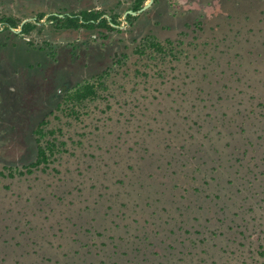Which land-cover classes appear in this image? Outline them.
Masks as SVG:
<instances>
[{"label":"rangeland","instance_id":"1","mask_svg":"<svg viewBox=\"0 0 264 264\" xmlns=\"http://www.w3.org/2000/svg\"><path fill=\"white\" fill-rule=\"evenodd\" d=\"M148 1L0 0V264H264V0Z\"/></svg>","mask_w":264,"mask_h":264},{"label":"trees","instance_id":"2","mask_svg":"<svg viewBox=\"0 0 264 264\" xmlns=\"http://www.w3.org/2000/svg\"><path fill=\"white\" fill-rule=\"evenodd\" d=\"M143 3H138L133 10H138ZM45 14H40L43 17ZM100 13L89 12L87 10H82L80 12H73V13H65L63 16L58 14H49L47 15L48 19H51L55 25L60 28L66 29H79L81 27L85 28H93L96 25L110 27V22H115V18L109 20L106 17L100 18ZM37 18V17H36ZM40 17H38L39 19ZM129 20L134 18L133 15L129 14L127 17ZM99 20V21H98ZM98 21V22H97ZM4 24L8 27H18V23L12 17H7L4 20ZM33 28L32 22H26L22 25V33H29ZM158 45V43H154ZM97 91L93 84L87 83L81 89L77 90L73 96V100L77 102H82L88 98H92L96 96ZM42 128L38 130L39 134H42ZM51 133H55L54 130L50 131ZM56 148V143L54 141H42V139H38V152L37 158L35 162H33L30 166L31 167H38L40 165H45L49 163V159L51 155H54ZM31 170V169H29Z\"/></svg>","mask_w":264,"mask_h":264},{"label":"flooded vegetation","instance_id":"3","mask_svg":"<svg viewBox=\"0 0 264 264\" xmlns=\"http://www.w3.org/2000/svg\"><path fill=\"white\" fill-rule=\"evenodd\" d=\"M138 3H136L135 5H133V6H131L129 9H127L126 11H125V13H124V15L129 11V10H133V8L137 5ZM145 4H143L141 7H143ZM140 7V8H141ZM139 8V9H140ZM138 9V10H139ZM83 10H87V11H89V12H94V13H100L101 15H100V17H99V19L100 18H103V17H106V18H108L109 20H111V19H114L115 18V22H110L109 24H110V26L111 25H113V26H117L118 25V23H117V16L116 15H112V16H110V15H107L106 13H101V12H98V11H96L95 9H93V8H88V9H83ZM80 11H82V10H80ZM80 11H75V12H80ZM137 11V10H136ZM69 13H73V12H69ZM49 14H58V15H60V14H65V13H49ZM49 14H45L44 16L46 17V18H48L47 17V15H49ZM130 13H128L127 15H126V17L125 18H127L128 17V15H129ZM132 15V14H131ZM139 15V14H138ZM134 16V18H135V16L136 15H133ZM38 17H40L39 19H38ZM37 18H36V20L38 21V20H41L42 19V17L39 15ZM5 20V19H4ZM4 20L2 21V24H3V26H4V28H7L8 26H6L5 24H4ZM52 23H53V21L51 20V19H49ZM99 21V20H98ZM97 21V22H98ZM27 22H33V21H27ZM53 24H55V23H53ZM32 25H33V23H32ZM19 26V25H18ZM33 28H34V25H33ZM33 28H32V30H33ZM81 28H85V27H81ZM80 29V28H79ZM31 30V31H32ZM30 31V32H31ZM29 32V33H30Z\"/></svg>","mask_w":264,"mask_h":264},{"label":"water","instance_id":"4","mask_svg":"<svg viewBox=\"0 0 264 264\" xmlns=\"http://www.w3.org/2000/svg\"><path fill=\"white\" fill-rule=\"evenodd\" d=\"M153 2H154V0H149V1H148L143 7H141V8H140L139 10H137V11L129 10V11L125 14V17H126V15H127L128 13H130V14H132V15H138V14H140V13L146 11L147 9H149V8L152 6ZM60 16H63V14H60ZM33 20H36V17L33 18ZM27 21H29V19L24 20V21L22 22L21 26H20L18 29H15V28H13V27H11V29L14 30V31L17 32V33H22V25H23L24 23H26Z\"/></svg>","mask_w":264,"mask_h":264}]
</instances>
